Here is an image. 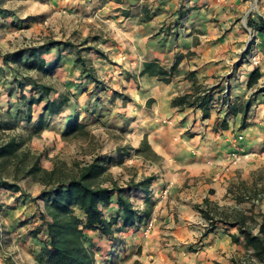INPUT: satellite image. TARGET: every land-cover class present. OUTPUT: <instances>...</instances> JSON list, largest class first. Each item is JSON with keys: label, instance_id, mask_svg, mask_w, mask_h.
Returning <instances> with one entry per match:
<instances>
[{"label": "rangeland", "instance_id": "rangeland-1", "mask_svg": "<svg viewBox=\"0 0 264 264\" xmlns=\"http://www.w3.org/2000/svg\"><path fill=\"white\" fill-rule=\"evenodd\" d=\"M45 2L28 0L15 5L8 1L0 14V126L3 125L0 128V145L11 139L19 144L15 155L0 160V176L8 182H15L25 194L0 191V264H42L35 259L33 250L30 251L32 243L27 239V232L38 224L37 212L42 203L33 202L32 198L44 187L41 180L43 170L75 175L80 168L98 159L96 163L106 170L96 181L103 185L114 181L124 186L130 180L152 176L151 162L161 165L159 159L149 157L150 162H145L140 158L143 156L133 152L142 136V129L137 126L140 108L132 103L135 85L130 83V88L123 85L121 77H117L121 74L107 79L106 66H113L116 61L109 57L105 42L101 39V43L95 44L83 41L84 36L78 29L80 25L75 27L78 24L75 15L66 10L47 8ZM49 41L73 44L80 51V58L85 60V68L74 61L75 51L70 46L55 45L45 51L44 46ZM90 47L93 50L86 49ZM29 48H37L39 56L47 62H57L56 69L45 75L25 70L20 64L7 66L3 63L4 56ZM26 54H23L22 61L26 60ZM91 68L96 81L102 85L86 77V70ZM126 78L127 74H124L122 79L125 81ZM41 84L52 88L47 99L66 96L68 101L61 113L50 117L43 116L41 110L46 101L44 98L40 104L32 105L31 115L25 121L27 108L18 97L38 96L35 91ZM262 96L251 90L247 99L239 100V103L249 102L247 116H252V119L246 120L243 126H249L250 133H247V138L242 136L238 152L240 160L227 162L226 174H218V180L222 179L221 192L201 189L195 196L199 181L196 177L182 186L191 195L186 205L194 212L189 222L193 235L190 237L187 232V238L177 244L161 246L155 249V254L147 250L145 261L136 259L142 256L143 247L137 248L138 243H132L131 247L122 250L126 264H264V260H259L242 244L231 240L230 234H236V228L227 232L223 224L217 222L214 231L206 233L209 221L199 210H207L215 219L242 214L248 226L256 231L264 214V119L258 117L261 115L258 105L264 104ZM256 98H259L258 102ZM250 100L255 106H251ZM40 116L45 120V128L35 133L34 124ZM72 121L84 124L83 130L71 132L69 123ZM224 122L219 124L222 129ZM239 127L242 128V123ZM34 163L40 171L28 175L26 172ZM178 192V189L166 192L165 197H175L179 203ZM202 193H205V198H202ZM128 197L138 209L151 207V215L159 205L151 192L146 197L140 191H133ZM145 198L149 200L145 201ZM170 204L172 210L179 213L180 209ZM184 216L189 218L186 213ZM89 237L95 245L98 264H112L113 258L108 260L106 257L109 255V242L92 233ZM148 238L146 244L149 249L155 242L150 235Z\"/></svg>", "mask_w": 264, "mask_h": 264}, {"label": "crops", "instance_id": "crops-1", "mask_svg": "<svg viewBox=\"0 0 264 264\" xmlns=\"http://www.w3.org/2000/svg\"><path fill=\"white\" fill-rule=\"evenodd\" d=\"M8 1L18 5L28 0H0V14ZM45 3L47 8L75 15L78 23L75 27L80 25L83 41L105 42L109 57L116 61L113 66H106L107 79L121 74L117 77H121L123 85L137 86L132 92V103L140 108L137 126L142 129V136L138 143L145 137L161 164L151 162L154 180L149 186L159 205L151 215V230L144 232L145 224L128 229L123 235V247L113 257L111 254L106 257L108 260L112 257L114 264H126L122 250L138 243L137 248L141 245L143 254L136 259L145 261L147 252L155 254V249L161 246L177 244L187 238V232L190 237L193 235L189 222L194 212L186 205L191 195L182 186L196 177L199 181L195 196L201 189L221 192L222 179L218 180V174H226L225 165L231 162V154L239 152L242 136L247 138L250 133L249 126L239 127L241 112L234 115L227 111L239 104L240 99H247L251 90L264 95V34L251 32L246 26L250 19L264 18V0H46ZM255 55L259 58L257 65L251 61ZM149 61L172 68L168 81L140 75L142 65ZM254 69L261 76L253 87L247 88V79ZM124 74L127 81L122 79ZM198 87H213L207 118L202 117L198 108L171 107L176 96ZM253 102L250 100L252 107ZM259 107L258 117L262 120L264 104ZM247 114L244 122L252 119ZM223 120L227 123L224 129L219 126ZM140 158L150 162L149 157ZM177 189L179 203L175 197H165L166 192ZM170 203L180 209L179 213L172 210ZM149 235L155 244L148 249ZM110 249L115 248H109V252Z\"/></svg>", "mask_w": 264, "mask_h": 264}, {"label": "trees", "instance_id": "trees-1", "mask_svg": "<svg viewBox=\"0 0 264 264\" xmlns=\"http://www.w3.org/2000/svg\"><path fill=\"white\" fill-rule=\"evenodd\" d=\"M247 26L264 34V18L250 19ZM61 44L74 48V61L80 63L81 68H85V60L80 58V51L69 42L49 41L44 46L45 51L52 46ZM25 52H27L26 60L22 61ZM3 63L7 66H10V63L20 64L21 68L25 70H35L45 75L52 73L58 65L57 62L50 63L40 57L37 48L17 50L11 55L4 56ZM171 71L172 68L166 69L156 61H149L142 65L140 75L156 76L160 80L168 81ZM86 73V77L90 81L102 85L96 81L92 74V68L86 70ZM260 76L259 70L254 69L247 79V88L253 87ZM36 88L35 93L38 96L27 98L25 95H20L18 97L19 102L27 108L24 120L26 121L30 117L32 105L40 104L44 98L46 101L41 108L43 116L51 117L61 113L68 98L65 96L49 100L47 98L51 93V87L41 84ZM212 100L213 87H198L190 93L176 96L170 105L178 109L198 108L201 110L202 117L207 118ZM248 106V101L234 104L227 112L234 115L241 112L243 127ZM45 124V120L40 116L34 124L33 132L37 133L43 130ZM69 125L71 132L84 128V124H76L75 121L70 122ZM2 127L3 125L0 126V128ZM223 128H226L225 122ZM64 135H67V132ZM18 147L19 144L14 139L0 145V160H6L15 155ZM133 152L145 158L155 157L145 137L141 140L139 147L133 149ZM97 160L95 159L80 168L75 175L42 171L43 178L41 180L44 181V187L36 197L32 198L33 202L41 201L42 203V207L37 212L38 224L27 232V239L32 243L30 251L33 250L35 259L42 264H98L95 245L90 241L89 233L100 239H106L109 242V248L118 249L122 246L123 235L128 229L143 226L151 219V204L148 209H138L130 201L128 195L133 191H140L146 197L150 196L149 186L154 180V176H147L138 181L130 180L124 186H120L114 181L109 185H103L96 180L106 169L97 164ZM37 171H40V168H37L34 163L26 173L31 175ZM0 191L10 194L20 192L25 195L15 182H8L1 176ZM148 200L145 198V201ZM199 210L209 221L206 233L213 232L217 222L223 224V228L227 229L225 230L227 232L234 227L236 234H230L231 240L242 244L259 260H264V214L261 215V221L254 232L242 214L215 219L214 215H210L207 210L200 208ZM109 254L112 255L114 252L111 250ZM114 263L113 261L112 264Z\"/></svg>", "mask_w": 264, "mask_h": 264}, {"label": "built area", "instance_id": "built-area-1", "mask_svg": "<svg viewBox=\"0 0 264 264\" xmlns=\"http://www.w3.org/2000/svg\"><path fill=\"white\" fill-rule=\"evenodd\" d=\"M250 31V30H249ZM252 64L257 65L259 63V58L257 55L252 57ZM240 154L238 152H234L231 154V162L235 163L240 160ZM153 227V219H150L145 225H144V232H148Z\"/></svg>", "mask_w": 264, "mask_h": 264}]
</instances>
